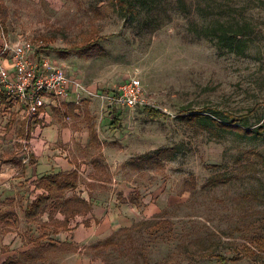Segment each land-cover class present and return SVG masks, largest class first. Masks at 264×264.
Here are the masks:
<instances>
[{
    "label": "rangeland",
    "instance_id": "rangeland-1",
    "mask_svg": "<svg viewBox=\"0 0 264 264\" xmlns=\"http://www.w3.org/2000/svg\"><path fill=\"white\" fill-rule=\"evenodd\" d=\"M132 5L124 14L116 0H0V38L43 40L82 84L79 115H57L77 142L59 150L80 186L55 192L36 219L25 217L46 193L32 181L34 130L18 134L0 106V176L21 170L0 184V264H264V135L222 127L233 124L224 114L264 127V0ZM222 26L242 32L243 53L220 43ZM133 76L161 117L104 107L102 95ZM92 125L101 144L86 142Z\"/></svg>",
    "mask_w": 264,
    "mask_h": 264
},
{
    "label": "built area",
    "instance_id": "built-area-1",
    "mask_svg": "<svg viewBox=\"0 0 264 264\" xmlns=\"http://www.w3.org/2000/svg\"><path fill=\"white\" fill-rule=\"evenodd\" d=\"M1 37L0 92L10 103L21 107L29 119L39 115L48 98L59 101L80 91L82 84L70 78L65 67L46 56L43 40L21 38L12 42L4 31ZM4 58L11 59V69L1 63ZM101 98L104 105L110 107L129 110L155 107L138 76L125 79Z\"/></svg>",
    "mask_w": 264,
    "mask_h": 264
},
{
    "label": "crops",
    "instance_id": "crops-1",
    "mask_svg": "<svg viewBox=\"0 0 264 264\" xmlns=\"http://www.w3.org/2000/svg\"><path fill=\"white\" fill-rule=\"evenodd\" d=\"M0 50L3 44L2 38H0ZM13 42V41H12ZM3 64L7 68H12V62L10 58H4ZM115 90V89H114ZM113 91V90H112ZM74 94V93H73ZM75 98L73 96H69L65 99L56 101L52 99H47L46 106L41 110L39 115L35 116L32 119H29L27 115L22 111V108L19 106H15L14 104L10 103V101L6 98V96L0 92V106L3 108V111L8 113L9 117L7 120V125L10 126L13 130L17 129L19 131L18 134H24L25 130H29L32 128L33 131V139L32 142L36 144L37 150L35 149V154L37 155L38 160V175L43 173L42 176H35L32 181H37L36 188L44 186V190L46 193L39 194L31 203L28 205L27 209L25 210V217L30 219L26 216V211L28 208L38 199L39 196L45 195L49 196L50 199L47 204L43 207L42 212L36 218L42 216L45 212L46 206L51 201L53 195L56 193H64L71 190H76L80 186V171L79 169L70 163L69 161L65 160L63 156H61V151L59 150V146L66 145L71 143V145L76 144V139L73 138L72 141V131L69 127H61L59 123L58 116L66 117L68 116V120L71 121L72 117L71 114L79 115V109L75 103ZM104 107L108 109H121V110H128L120 107H110L104 105ZM58 115V116H57ZM57 118V119H56ZM11 129V130H12ZM96 137V138H95ZM87 144H101V140L99 139L97 130L95 126H90V136L87 137L86 140ZM37 151V152H36ZM45 151V154L42 157H39L40 153ZM32 174L35 168L32 167ZM20 168L14 166L13 168H6L4 173L0 176V184L6 185L5 178L16 177L19 174ZM30 167H27L28 176H31ZM34 175H36L34 173ZM55 176H58L60 180L70 178L71 181L76 182L75 187L68 188L65 190H59V187L56 183ZM11 181V180H10ZM13 181V180H12ZM99 182V181H98ZM103 183V182H102ZM35 188V186H34ZM21 189V188H20ZM12 190V189H11ZM3 191V188H0V195ZM10 193V192H9ZM11 194V193H10ZM82 201L91 206V209L88 211L86 208V212L89 213L93 209V205L90 202L89 198H83ZM97 207L96 205L94 206ZM8 215V214H6ZM89 215H87V218ZM32 218V219H36Z\"/></svg>",
    "mask_w": 264,
    "mask_h": 264
},
{
    "label": "trees",
    "instance_id": "trees-1",
    "mask_svg": "<svg viewBox=\"0 0 264 264\" xmlns=\"http://www.w3.org/2000/svg\"><path fill=\"white\" fill-rule=\"evenodd\" d=\"M116 2L118 3V5L120 6L121 10L123 11L124 14H127L128 12H130L131 8H132V0H116ZM221 34L217 33L218 38L220 43H225L226 44V48H228L230 51H236V49H240V52L243 53L245 50V46H246V42L245 40H243L242 32H236V33H229V31L226 30V27L222 26L220 28ZM206 36L207 33L209 32H205ZM259 109V107L255 108L254 110H252L251 114L256 112ZM146 114L152 118V119H157L159 117H161L162 113L159 110H156L152 107H145L144 108ZM208 111H211L209 109H207ZM214 112V111H213ZM214 113H219L217 111H215ZM192 117H189L188 120H195L196 122H199L201 124H204V120H202V118L199 119V117L193 116V115H189ZM224 117L226 118H231L232 119V125L228 126L225 124H222L223 128L224 126H227L226 129L232 130L237 132L239 135L244 136V137H248V138H258V137H262L264 135V127L260 126V127H250L248 126V123L246 122L245 124H243L242 127L237 126V124H241L244 123V120H247L248 116L244 117H236L233 116L231 114H224ZM214 121V120H213ZM215 123H217L216 121H214ZM118 124L117 120H114V125ZM96 138V137H95ZM56 179V183L59 187V190H65L68 188H72L75 187L76 182L71 181L70 178H66V179H62L60 180L58 178V176L54 177ZM221 181L219 180H214L211 183H215V184H219ZM225 182V181H224ZM50 197L49 196H45V195H41L38 197V199L28 208V210L26 211V216L30 219L32 218H36L37 216L40 215V213L42 212L43 207L47 204V202L49 201ZM86 204V202H85ZM86 208L89 211L91 209V206H88L86 204ZM260 248L262 251H264V240L261 241L260 243ZM217 259L221 262H226V259L223 256H216Z\"/></svg>",
    "mask_w": 264,
    "mask_h": 264
}]
</instances>
